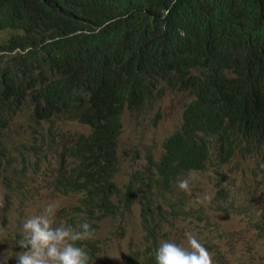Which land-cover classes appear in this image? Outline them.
<instances>
[{
    "label": "trees",
    "instance_id": "16d2710c",
    "mask_svg": "<svg viewBox=\"0 0 264 264\" xmlns=\"http://www.w3.org/2000/svg\"><path fill=\"white\" fill-rule=\"evenodd\" d=\"M0 37V176L11 169V119L32 109L42 139L30 151L46 145L48 158L62 145L50 186L59 197L79 196L60 210V222L87 221L96 234L99 222L138 205L146 264H155L160 239L178 240L179 231L171 236L162 224L180 228L234 211L251 219L264 202L259 170L251 180L243 171L248 158L264 164V0H0ZM164 89L192 97L182 124L158 155L137 156L145 164L120 187L124 115L150 112ZM63 118L89 134L47 142L44 124ZM233 160L240 185L221 173ZM189 172L191 194L176 186ZM204 179L214 185L213 204L200 203ZM11 183L6 177L7 205L16 195ZM0 214L10 224L11 206ZM255 225L263 229L264 219ZM86 245L93 261L100 249Z\"/></svg>",
    "mask_w": 264,
    "mask_h": 264
},
{
    "label": "rangeland",
    "instance_id": "374dc122",
    "mask_svg": "<svg viewBox=\"0 0 264 264\" xmlns=\"http://www.w3.org/2000/svg\"><path fill=\"white\" fill-rule=\"evenodd\" d=\"M161 87H165L164 82L161 83ZM191 100L192 97L187 92L164 89L162 98L150 112L125 113L119 147L121 167L115 178L120 187L126 186L131 173L145 164V161L138 159L137 156L144 158L149 152L156 155L161 152L164 140L180 128L184 111ZM31 112L32 109L19 111L12 117L6 132L9 136L7 147L11 169L0 176V213L6 207L11 206L12 215L10 224L5 226L0 214V264H18L16 254L24 251L20 246L23 238L22 224L28 216L39 214L46 204L56 202L59 205L56 212V223L58 224L61 220L60 210L76 205L79 198L75 194L59 197L50 186L58 175L57 173L52 175L48 169L59 168V160L63 152L62 145L53 151V157L48 158L46 149L49 147L46 145L38 152L39 154H36V150L30 151L36 139L38 144L42 139L32 128ZM157 116L160 118L155 125ZM42 130L45 132L47 142L53 139L60 142L62 138L73 140L80 134H89L88 127L68 118L54 119L45 123ZM243 164L247 166L243 169V171H248L247 180L254 178L252 170L254 174L255 170H259V175H255L259 181L263 182L264 190L262 169L264 164L258 158H248L243 161ZM8 172L13 175H9ZM221 173L225 178L235 177L233 180H236L237 185L244 182V176L237 174L234 160L225 164ZM6 177L12 181L11 185L14 186L16 193L9 205L4 199V194L9 189L4 184ZM201 182L196 188L200 191L206 190L207 194H198L200 203H208L211 199L213 204L214 185L207 179ZM194 206L196 207L195 204ZM139 213V206L135 205L132 213L125 217L106 218L99 222L94 238L89 240L91 243H96L100 249L96 258L97 264H105V262L107 264H131L128 257L137 264H146L144 253L149 244L144 240L145 233ZM260 218L264 219V202L258 204L251 219L239 215L237 211L230 215H220L217 212L206 223L182 225L180 228H176V225L172 227L170 224H162L161 229L170 233L171 236L179 231L175 239L182 238L187 231L192 233L196 238L204 240L207 247L210 245L215 251H219L228 264H264V228L260 229V225H255ZM250 220L253 223H249ZM165 240L160 239V242ZM14 242H19V244L14 245ZM87 242H82V246L87 247ZM9 245L14 247H10L7 251Z\"/></svg>",
    "mask_w": 264,
    "mask_h": 264
},
{
    "label": "clouds",
    "instance_id": "9594fccd",
    "mask_svg": "<svg viewBox=\"0 0 264 264\" xmlns=\"http://www.w3.org/2000/svg\"><path fill=\"white\" fill-rule=\"evenodd\" d=\"M195 179L192 172L179 180V190L191 194ZM58 203L46 204L39 214L28 216L23 224V238L20 246L24 251L17 253L18 264H97L90 261L82 242L95 236V229L87 221L75 227L65 221L56 223ZM90 261V263H89ZM155 264H228L223 255L205 245L190 232L178 240H165L159 244Z\"/></svg>",
    "mask_w": 264,
    "mask_h": 264
}]
</instances>
